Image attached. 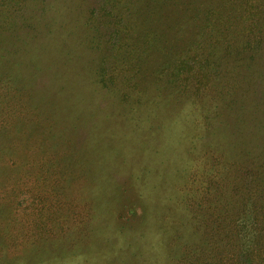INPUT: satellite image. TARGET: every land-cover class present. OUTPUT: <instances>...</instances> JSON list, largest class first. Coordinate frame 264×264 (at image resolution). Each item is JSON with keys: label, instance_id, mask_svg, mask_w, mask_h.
Segmentation results:
<instances>
[{"label": "rangeland", "instance_id": "rangeland-1", "mask_svg": "<svg viewBox=\"0 0 264 264\" xmlns=\"http://www.w3.org/2000/svg\"><path fill=\"white\" fill-rule=\"evenodd\" d=\"M102 3L0 0V264L201 263L264 179V11Z\"/></svg>", "mask_w": 264, "mask_h": 264}, {"label": "trees", "instance_id": "trees-1", "mask_svg": "<svg viewBox=\"0 0 264 264\" xmlns=\"http://www.w3.org/2000/svg\"><path fill=\"white\" fill-rule=\"evenodd\" d=\"M8 4L7 7H9ZM248 4L250 19H247V24H250V31L254 33L252 38L256 39L262 33L261 29L256 28L261 23L259 19L264 11V0H248ZM131 5V0H103L97 10L99 20H108L112 24L115 23L114 25L120 24L124 20V12L131 10L133 15L128 19L129 24L134 28L137 25L138 28L139 14L138 11L133 13ZM89 18H93V13H90ZM130 30L127 27L125 32L130 33ZM243 177L248 179L236 188L239 199L229 210V212L234 210L235 212L231 214L232 217L227 223L225 219L221 221L222 223H218L219 232L214 240V248L207 249L203 255L204 259L197 258L201 263L197 260L195 264H264V179L262 180V177H259L252 169L244 170L241 175V178ZM219 188L221 195H227L229 188L225 183L219 182ZM22 192L23 189L16 192L17 196ZM228 205L229 202L224 206V212L228 211ZM249 213L252 214L253 229L251 236L244 239L245 225H242L239 219ZM212 253H214L213 256Z\"/></svg>", "mask_w": 264, "mask_h": 264}]
</instances>
